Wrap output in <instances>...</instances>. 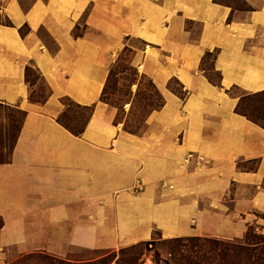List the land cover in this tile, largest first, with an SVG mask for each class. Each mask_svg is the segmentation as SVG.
Wrapping results in <instances>:
<instances>
[{
    "label": "crops",
    "instance_id": "1",
    "mask_svg": "<svg viewBox=\"0 0 264 264\" xmlns=\"http://www.w3.org/2000/svg\"><path fill=\"white\" fill-rule=\"evenodd\" d=\"M238 2L0 0V102L26 112L0 163V264L261 223L264 127L237 112L233 89L264 93V0ZM125 46L164 99L135 133L102 100ZM27 66L49 86L45 102L30 99ZM63 97L94 105L79 135L58 121Z\"/></svg>",
    "mask_w": 264,
    "mask_h": 264
},
{
    "label": "rangeland",
    "instance_id": "2",
    "mask_svg": "<svg viewBox=\"0 0 264 264\" xmlns=\"http://www.w3.org/2000/svg\"><path fill=\"white\" fill-rule=\"evenodd\" d=\"M223 1L240 6L238 0ZM0 17L3 18L2 15ZM75 32L79 33L80 30L76 29ZM122 50L113 64L103 97L117 108L118 123L130 125L140 131L148 112L159 103L160 97L151 79L132 66L133 54ZM206 61L209 62V58ZM30 80L34 83V97L48 90L37 73L31 74ZM172 84L179 87L175 82ZM233 92L243 97L241 110L264 125V93L248 96L239 89H233ZM65 102L68 116L76 114L86 117L87 111L77 108L69 101ZM17 109L19 108L15 106H5L4 103L0 106V139L4 140L3 147L0 144V153L5 158L9 157L11 140L16 132L10 123L17 125L22 119V114ZM262 218L260 224H248L246 232L252 227L256 233H264V217ZM246 232L234 238L211 235L164 237L156 230L152 239L116 250L80 251L67 257L34 252L24 254L8 264H230L232 261L222 252L226 251L229 242L242 244ZM242 264L250 263L242 261Z\"/></svg>",
    "mask_w": 264,
    "mask_h": 264
},
{
    "label": "trees",
    "instance_id": "3",
    "mask_svg": "<svg viewBox=\"0 0 264 264\" xmlns=\"http://www.w3.org/2000/svg\"><path fill=\"white\" fill-rule=\"evenodd\" d=\"M0 22H3L5 24H10L9 20H3L0 17ZM77 29V26H76ZM28 31V28L26 27H22L20 28V32L22 35H25L26 32ZM78 33L75 32V35H77ZM124 51H129L132 54L134 53L132 49H130L128 46H125L122 50ZM207 58H214L215 54H213L212 52H208L206 54ZM207 76L208 78L217 85H221V74L218 71L214 70L213 67V63H211V65L209 64L208 66H204ZM33 73H37L39 75V77L41 78V80L44 82V84L47 87V91L45 93H40L37 95V97L33 96V91L30 92V99L33 101H40V102H45L47 100V98L49 97V95L51 94V90L49 88V86L47 85V83L45 82L44 78L42 77V75L40 74V72L31 66H27L26 67V80L29 82L30 86H32L34 83L32 80H30V75ZM112 74V69L110 71V75ZM109 75V77H110ZM108 77V79H109ZM108 82V81H107ZM176 82V80H173L170 83L171 88L178 93V95L182 98H184L186 96V92L183 90L182 87H176L175 85H173L172 83ZM107 86V83H106ZM106 86L104 88V91L102 93V100H104L105 102L109 103L108 101H106L104 99V92L106 89ZM157 90V89H156ZM157 93L160 97V101L159 103L154 106L149 112L148 114L156 109H159L160 107H162L164 105V99L162 97V95L160 94V92L157 90ZM263 93V92H262ZM262 93H256V94H262ZM246 95H251V94H246ZM255 95V94H253ZM243 97L240 98V102L236 108L238 113H241L245 116H247L249 119H251L245 112H243L241 110V101H242ZM65 101H69L70 103L74 104L77 108L83 109L85 111H87V115L85 118L80 117L79 115L76 114H72L70 116H68L66 113H68V109H67V104ZM62 102L65 104V110L62 112V114L58 117V121L63 124L66 128H68L71 132H73L76 135L81 134L87 124L88 121L93 113V109H94V105L91 106H82L76 102H74L72 99H70L69 97H63L62 98ZM5 106H9L7 104H4ZM111 105H113V103H111ZM0 106H2V103L0 102ZM17 111L19 113L22 114V119L19 121V123L17 125L14 124V122L10 123V126L16 130L15 135L13 137V139L11 140V146H10V153H9V157L5 158L4 155H2L0 153V163H4V162H8L10 160L13 148L16 144L18 135L21 131L22 128V124L24 121V118L26 116V112L21 110V109H17ZM147 114V116H148ZM146 116V117H147ZM68 120V121H67ZM253 120V119H251ZM254 121V120H253ZM117 123V120L115 121ZM256 122V121H255ZM258 123V122H257ZM264 127V125H262ZM125 130L129 131V132H138L139 130L136 128L131 127L130 125H125L123 126ZM3 139H0V144L1 147H3ZM2 223V221L0 220V224ZM179 239V238H178ZM191 239H196V238H191ZM232 245V246H230ZM224 254V256H226V258L230 259L232 262L230 264H242V261H248L250 264H264V233H256L254 232V228L250 227L249 230L246 232L245 238H244V242L242 244H236V243H230L227 244V248L225 252H222ZM237 259V260H236Z\"/></svg>",
    "mask_w": 264,
    "mask_h": 264
},
{
    "label": "built area",
    "instance_id": "4",
    "mask_svg": "<svg viewBox=\"0 0 264 264\" xmlns=\"http://www.w3.org/2000/svg\"><path fill=\"white\" fill-rule=\"evenodd\" d=\"M201 160L203 161V158H202V157L199 158V162H200ZM140 186H141V185H137V188L140 189V188H141Z\"/></svg>",
    "mask_w": 264,
    "mask_h": 264
}]
</instances>
